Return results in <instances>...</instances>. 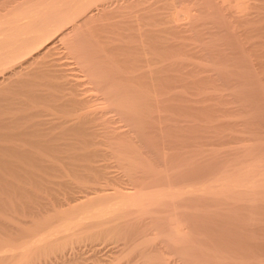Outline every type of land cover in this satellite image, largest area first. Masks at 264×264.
<instances>
[{"label":"bare ground","instance_id":"bare-ground-1","mask_svg":"<svg viewBox=\"0 0 264 264\" xmlns=\"http://www.w3.org/2000/svg\"><path fill=\"white\" fill-rule=\"evenodd\" d=\"M119 1L121 2V0H34L30 1L29 4L27 2L23 3L14 11L7 12L8 14L3 17L0 15V93L5 92L4 95L3 93L0 94L2 95L0 96V113L1 115H8L6 118L0 115V137H5L4 139L0 138V140L3 143L5 140L6 144H0V190H2V194L0 193V261H7L9 264H38L41 260L46 259L47 261L52 254L64 255L69 245H71V249L76 250L75 246L73 247V242L82 238V236L75 235L77 230L79 231V227L92 220L100 221L106 224V227L103 226L100 229L89 231L85 233V237H100L105 240L108 238V241L109 239L120 241L118 239L124 238V240H121L123 244H128L131 252L143 256L145 264H169L167 262L168 258H163L164 255L150 252L152 248L162 247L157 243L156 237L150 238L142 230L145 224L143 223L144 220L143 222L142 220L130 222L128 216L131 213H142L164 204H172L173 209H175L177 205L174 206V204L179 202L186 193L193 191L201 195L219 198H227L237 193L242 195L244 191H246L244 194L249 196L248 193L251 194L255 190L257 192L263 190L264 194V167L259 168L261 165L257 163V160L255 161L256 164H243L244 166H239L240 168L235 169V172H227L212 181V183L197 190L172 191L160 188V190L146 191L143 187L141 174H135L136 172L133 173L132 188H128L126 185L127 188L123 186L122 188L125 189H121V185L117 184L118 186L111 190L99 185L102 183V178H105V184L108 178H114L112 171H108V168H106L108 166L100 164L101 162L96 159L102 151L99 144H102L101 142L104 139L99 138L101 135L106 136L104 129L107 136L110 134L117 136V138L114 136L113 139H118L120 135L127 136L126 139L128 137L130 139L129 133L123 131L125 125L117 124L113 126V123L117 122L115 118L117 116L114 117L113 114H118L119 118L122 116L123 120L124 118L127 119V124L129 122L135 123L136 113L144 105L142 101L150 104L149 102L152 100L150 96L154 94L151 92L155 91V89L152 91L154 81L160 80L161 82V79H158L157 76L159 75L158 77L161 78L160 74L161 76L167 74L163 77L165 79L171 75L166 71L163 74H157L159 68L156 62L158 69L156 68V72L154 71L153 61L157 59L156 61L160 63V65L158 64L159 67L162 64V67H160L162 70L167 69L169 66L175 67V65H177L175 68L177 70L178 65L180 66L183 62L181 59L185 56L183 55L180 59L181 64L178 60L179 64L174 63L175 60L172 61L173 57H178V53L182 56L183 51L186 53L191 51L187 49V46H184L187 50L180 48L185 34H182L184 36L180 38L179 32H187L189 23L190 25L193 24L187 21H174L193 16L189 7L179 6L176 4L178 3L176 0H170V3L175 4L171 13L173 23L168 27L171 31L166 26L161 29L164 32H161V30L158 32V29L155 32L161 34L167 31L170 34H172V31L175 32L174 35L179 36L178 41L181 39V42H176L179 43L178 46L175 44L176 47L172 43L173 47L171 45L169 47L173 49L168 47L167 42L165 44L167 48L165 49L171 52L170 50L175 51L174 48L177 50V47H179L178 53L176 54L175 51V53L171 52L170 55L159 50L163 49L159 45H162L160 42L164 41L165 34L164 36L157 34V38H154L153 32L156 29L154 27L152 31V28L149 27L151 21H148L154 15H146L142 11L144 14H136L138 20L133 18L137 23L135 22L136 24L132 25L133 28L131 27L130 33L136 29L133 32H136V34H127L128 36H126V38L131 36V39L133 37V43L138 41L136 43L140 47H136L138 49L136 52L139 51L138 54L134 53L133 56L130 54L129 57L124 56L123 58L121 56L123 52H118L119 56L116 52V50H119L116 49L118 46L106 44L109 32L104 31L105 24L102 21L103 17L110 18L115 9L125 7ZM125 1L127 2V0ZM224 1L226 0L220 2L224 3ZM232 2L235 10L232 9L238 12L235 15L240 21L252 20L250 17L248 18L250 15L247 13V6L250 3L247 4L245 0H231L230 3L232 4ZM260 6L262 7V5ZM250 14L253 15V13ZM95 18L103 23L99 22V24L97 22V26L93 22ZM83 26L87 28L86 30L89 28L92 41L95 42L93 44L96 45L97 43L96 46L99 47L97 55L94 57L85 52L83 47L76 44L78 42L76 41L78 38L75 40L76 34ZM110 32L112 35L116 34L114 36L117 38H114V40H118V35L122 33L118 34L111 29ZM160 35L161 40L158 39ZM190 35L189 37H194V35ZM155 39L160 41L157 47L153 46ZM158 47L160 48L158 49ZM167 50L165 52H168ZM160 51L165 56L170 55V58L165 59L169 58L168 60L173 63L169 61L171 64L168 66L163 65L168 64V62H166L167 60L165 63L161 62H164V55ZM97 58L106 61V69L110 67L117 74L108 71L113 74V77L111 76L112 80L105 79L106 72L104 76L100 74ZM185 64L181 65L182 68L185 67ZM100 68L103 69L102 66ZM182 70L181 73H183ZM170 71H172L171 68ZM154 72L157 76L153 75ZM179 72L178 69L177 74ZM172 75L171 78L175 79L177 77ZM37 76L43 81L38 83L34 80L33 77ZM181 77L180 74V79H182ZM177 78L179 79V77ZM200 81L201 79L198 83ZM201 82L204 83V81ZM158 84H155L156 87ZM192 85H194L193 82ZM11 94L23 95L25 98L13 97ZM164 100L166 101V99ZM156 102H158V99ZM18 111H23V113L18 114ZM37 117L40 118L39 121L38 119L33 121ZM120 120L118 121L120 122ZM109 122H112V124L108 126ZM106 127L107 130L109 128L108 131ZM101 128L103 133L100 130ZM7 137L18 139L16 143H20L19 140H22L23 142H21L24 145L15 144L14 141L6 139ZM263 159L262 161L259 160L263 162ZM59 176L60 178H58ZM61 176L64 177L61 178ZM254 193L256 194V192ZM113 194L115 195L110 197ZM96 196L104 198L99 199L101 200L99 202L95 201L93 204L81 207L82 203L92 200ZM236 196L238 197V194ZM253 196L257 197V194ZM250 202L252 203V201ZM63 206H71L72 208L69 210L60 209L53 215L48 214L50 211ZM171 218L173 217L171 216ZM171 218L170 230L167 234L169 241L177 244H184L189 241V234L182 222ZM117 219L125 222L118 224V221H116V224L111 226L107 224V222L112 223L111 220L114 222ZM129 222L130 224H128ZM117 245H120L119 242L115 247ZM115 247L113 246V249ZM184 248L186 249V246ZM191 248L197 249L195 246H190L187 249ZM261 248L264 250L263 245ZM198 249L201 250L202 248L198 247ZM104 253L106 252L104 251ZM127 254L129 255V252ZM127 254L126 256H128ZM130 257L133 258L132 255ZM185 257L189 264H234L236 262L230 256L208 251L196 254L187 253ZM103 259L105 258L103 257ZM58 260V263H60V258ZM7 262L5 264H8ZM261 263L264 264V251Z\"/></svg>","mask_w":264,"mask_h":264},{"label":"rangeland","instance_id":"rangeland-1","mask_svg":"<svg viewBox=\"0 0 264 264\" xmlns=\"http://www.w3.org/2000/svg\"><path fill=\"white\" fill-rule=\"evenodd\" d=\"M30 1L34 0H0V15L3 17L8 14L7 12L10 13L14 11L19 6L23 5V3L25 4L27 2L29 4ZM220 1L222 0H176V2H178L176 3L177 5L189 7L193 16L190 17L191 19L189 17H183L174 21H187L194 25H190L189 23L187 32H179L180 38L184 36H182V34H185L182 42L181 39L178 41L179 36L176 37L173 31L172 34L168 31L163 34L158 33L162 28L166 26L168 28L173 23L171 13L174 10L173 6L175 4L172 2L170 3V0H127V2L121 0L119 3L125 7H121L122 9H115V11L111 13L110 18L103 17L102 21L104 23L99 21L97 19L98 17L94 19L95 21L93 22H95L97 26L99 22L105 24V28H103L104 31L110 33H108L110 39H106V44L118 46L116 49L119 50H116V52L117 54H119L118 52H123L121 53L123 58L124 56L129 57L130 54L133 56L134 53L137 55L139 52H136V50H138L137 48H140L138 44H136L138 41L134 42V44L132 41L134 38L132 37L131 39L130 36L136 34V32L133 33L136 29L132 33L130 32L132 25L137 23L135 21L138 20L136 19V14L139 13L154 15L151 20H148L149 22L151 21L152 25L150 24L149 27L150 29L152 28V31L154 27L156 29L154 32L158 29V32H155L156 34L153 32L154 38H157V34L163 36L165 34L166 36H162L165 38L162 42L158 41V39H162H160L161 35L158 39H155V43L153 42L154 47H157L160 42L162 45L160 44L159 46L163 49H159L160 47H158L159 50L167 54L171 52L175 53L176 51L177 54V51L180 50L179 47H177V50L174 48L175 51L170 50L171 52L165 48H167V45L168 47L170 45L176 47V45H179V43L176 42H181L180 45L182 46H180V48L191 50L189 51L190 53H188V51L186 53L182 50L184 52L181 53L182 56L179 55L180 53L177 54L178 57L172 56L174 59H171H173L172 61L175 60L174 63H178V61L180 63V59L183 55L185 56L181 59V61H183L182 64L186 63L184 65L185 67L182 68L181 63V67L179 65L177 67L180 71L179 74H177L178 69H175L177 65H175V67L169 66L167 69L164 68L162 70V68H160L162 64L159 67L160 63L156 61L157 59L153 61L152 64L155 66L154 68L152 65L154 71L156 72V64L159 68L157 74H163V72L166 71L169 74L171 73V75L173 74L172 76L174 77H179V79L176 77V81H174L175 79L173 77L171 78V75H169V77L167 76L168 79H164L163 77L167 74H164L165 76H161L160 74L161 78H159V75L157 76L155 72L153 73L158 79H161L162 83L160 80L154 81L152 91L154 89L155 91L151 93H157L158 95L152 94V96H150L153 100H149L150 104L142 101L144 105L140 107L136 113V124L131 122L127 124V119L124 118L123 120L122 116L119 118L120 116L118 114L112 113L114 117L117 116L115 117L117 122L113 123V126L117 124L125 125L123 127L125 130L123 131L129 133L127 134L130 136V139L129 137L126 139L127 136L125 137L124 135L118 136V139H113L114 136L116 138L117 136L110 133V135L107 136V132L104 129V133L108 138L104 135H101L102 137L100 136L99 139H104V141L101 142L103 147L102 144H99V148L100 150L102 149V151L96 159L101 162H99L100 164H106L108 166L106 168H108V171H112L114 178H108L109 180L106 178V184L104 182L105 178H102L103 181L101 180L102 183L99 184L100 186L102 185V187H107L111 190L118 185H121V189L127 187L132 188L133 184H131V181L133 173L136 172L135 174H141V180L144 183L143 187L146 191L160 190V188L172 191L197 190L212 183V181L227 172H235L238 168L244 166L243 164H256L255 161L257 160V163L261 165L259 168L264 167V161L261 162L264 158V0H260V2L259 0H245L247 4L250 3L248 6H251L249 8L247 6V13L250 15L248 18L250 17V19H252L249 21H240L237 18L235 14L238 12L234 11L235 6H233V2L232 4L230 3L231 0H226L224 3L222 2L223 4ZM249 1L255 5H251ZM259 4L262 5V7ZM250 13H253V15ZM260 25L262 26L260 27ZM84 27L85 26L81 28L84 30L81 31L80 29L76 34L75 40L78 38L76 44L83 47L85 52L94 57L97 55V49L99 47L97 48V43L96 45L93 44L95 42L92 41L89 28L86 30L87 28ZM106 27H109L108 30H106ZM110 29L118 34L122 32L121 35L119 34L120 36L118 35L119 41L114 40V38H117L115 37L116 34L113 33L115 36L112 35ZM168 29L170 30V28ZM161 32L164 31L161 30ZM127 34H130V37L126 38V36H128ZM190 34L194 35V37H189ZM165 44L167 45L165 46ZM184 46H187V49ZM169 48L173 49L171 47ZM158 49L156 48V50ZM166 50L168 52H165ZM163 55L164 62H161L165 63L167 60L166 62H168V64L166 63L163 65L168 66L172 62L168 60L171 54L168 56H165V54ZM167 57L169 58L165 59ZM105 62L106 61H101V59L97 58L99 72L103 76L106 72L105 79L112 80V73H116L110 69V67H107V69H110L107 70L105 66L107 64ZM101 66L103 68L102 70L100 68ZM170 68L172 71H170ZM196 69L199 71L198 73ZM181 70L183 73H181ZM194 73L197 74L195 75ZM180 74L182 79H180ZM183 74L185 75L183 76ZM30 78H34L38 83L43 81V79L41 81L39 76ZM200 79L204 81V83L201 81V83H198ZM191 81L194 85H192ZM155 84H158L157 87ZM162 85H166L164 86L166 89H163ZM4 94L5 92L3 95ZM11 95L13 97L25 98L23 95ZM157 99L158 102H156ZM164 99H166V101ZM18 112V114L23 113V111ZM2 115L1 117L5 116V118L8 116ZM37 119L38 117L33 119V121ZM119 119H121L120 122L118 121ZM111 124L112 122L108 124V126ZM113 126L110 127L112 128ZM100 130L102 131L103 129L101 128ZM121 137L122 139H120ZM0 138L4 139L5 137L3 136ZM6 139L14 141L15 144L24 145L22 144V140H19L20 143H16L18 139H10L8 137ZM0 142V144L3 143L1 140ZM4 144L5 140L3 145ZM259 159H261V161ZM62 177L64 176H61V178ZM58 178H60V176ZM123 186H125V188H122ZM259 191L260 190H258V192ZM254 192H256L257 197L253 196L256 195ZM258 192L256 190L252 191V193H248L249 196H247V194H244L246 191H244L242 195L241 193H237L238 197L236 196L237 194H234L238 198L237 199L234 195L227 198H219L210 195H201L193 191L186 193L179 202L175 203L174 206L177 205L175 209H173L172 204H164L150 208L149 211L147 210L142 213H131L128 218H130V222L136 220H142L143 222L144 220L143 223L145 224L142 230L150 236V238L156 237L157 243L163 248V251L162 248H152L150 252L157 255H164L166 258L164 256L163 258H168V261H165L169 264L171 262V264H189V261L185 257L187 253L196 254L203 251L230 256L233 261H236L234 264H246L247 262V264H260L264 251L261 248L262 245L264 246V194L263 190L260 191V193ZM0 193L2 194V190H0ZM4 193L3 195H5ZM114 195L115 194L110 197ZM102 198L104 197L96 196L92 200H87L82 203L81 207L83 208L93 204L95 201L99 202L101 201L99 199ZM250 201H252V203ZM70 208L72 207H59L56 208V210L50 211L48 214L53 215L60 209L69 210ZM171 216L181 221L185 226L190 238L186 243L177 244L169 241L167 234L170 230ZM118 220L119 219L114 222L111 220L114 224L110 221V223L107 222V224L110 226L115 225ZM91 221L92 220L87 221L79 227V231L77 230L75 235L82 236V238L73 242V247L75 246L76 250L71 249V245H69L64 255L58 256L52 254L48 257L47 261L44 259L38 264H145V262H143V256L131 252L129 245L123 244L121 240H124V238L118 239L120 241L114 239H112L113 241L111 239L108 241V238L105 240L100 237H85V233L89 231L100 229L103 226L106 227V224L100 221ZM124 222L118 221L117 223L121 224ZM130 222L128 224H130ZM118 242L120 245L115 247ZM113 246L115 249H113ZM185 246L186 249L184 248ZM188 246H195L197 249H187L189 248ZM198 247L202 249L200 250ZM78 248L80 249L77 250ZM104 251L106 253H104ZM160 251L162 252L160 253ZM128 252L130 256L132 255V259L127 254ZM126 254L128 256H126ZM103 257L105 259L102 260ZM128 257L130 258L128 259ZM59 258L60 263H58ZM6 262L7 261H0V264H5Z\"/></svg>","mask_w":264,"mask_h":264}]
</instances>
